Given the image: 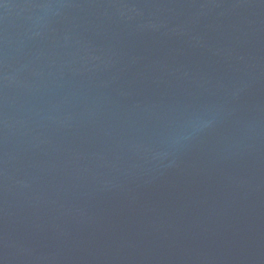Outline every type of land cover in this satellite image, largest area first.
Wrapping results in <instances>:
<instances>
[{
	"label": "water",
	"instance_id": "obj_1",
	"mask_svg": "<svg viewBox=\"0 0 264 264\" xmlns=\"http://www.w3.org/2000/svg\"><path fill=\"white\" fill-rule=\"evenodd\" d=\"M0 264H264V0H0Z\"/></svg>",
	"mask_w": 264,
	"mask_h": 264
}]
</instances>
